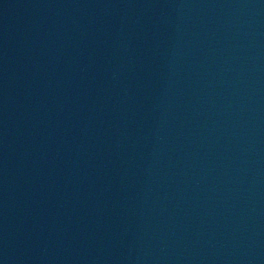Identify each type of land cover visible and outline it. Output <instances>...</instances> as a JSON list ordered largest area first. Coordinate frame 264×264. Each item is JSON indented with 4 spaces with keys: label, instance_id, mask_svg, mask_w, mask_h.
<instances>
[{
    "label": "water",
    "instance_id": "95a60500",
    "mask_svg": "<svg viewBox=\"0 0 264 264\" xmlns=\"http://www.w3.org/2000/svg\"><path fill=\"white\" fill-rule=\"evenodd\" d=\"M0 264H264V0H0Z\"/></svg>",
    "mask_w": 264,
    "mask_h": 264
}]
</instances>
